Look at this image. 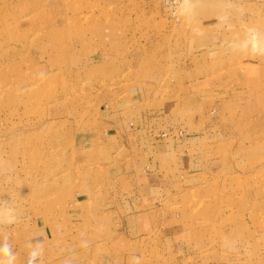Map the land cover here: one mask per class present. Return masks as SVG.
Returning <instances> with one entry per match:
<instances>
[{"label":"rangeland","instance_id":"obj_1","mask_svg":"<svg viewBox=\"0 0 264 264\" xmlns=\"http://www.w3.org/2000/svg\"><path fill=\"white\" fill-rule=\"evenodd\" d=\"M209 1L0 0V264H29L32 259L19 231L32 227L33 211L38 215L53 205L48 203L49 176H60L72 134L90 126L114 99L142 87L148 76L169 75V64L176 63L175 43L184 40L176 29L185 17L216 15L213 7L201 6ZM240 1L238 8L228 6L223 36L227 42L238 39L233 45L241 52L239 60L228 59L227 67L204 74H195L188 60L179 69L183 80L175 79L176 104L190 93L208 108L210 102L201 101L214 96L208 85L215 95L221 88L231 97L237 91L247 96L243 85L235 92L230 88L241 87V68L252 60L253 48L242 39L250 36L248 29L264 31V0ZM236 9L243 19L236 20ZM242 26H247V36L238 35ZM250 37L255 45L264 44V35ZM255 75L256 98L229 100L221 114L214 112L207 120L214 119L219 167L196 187L160 201L164 208L174 206L175 220L188 225L178 230L188 235L185 246L195 260L176 264H264V63ZM185 105L179 107L192 110ZM202 110L196 115L203 118L199 123L205 122ZM175 126L189 129L188 119L175 113ZM22 213L28 221L21 220ZM158 252H145L143 264H159ZM36 263L61 264L53 259Z\"/></svg>","mask_w":264,"mask_h":264},{"label":"crops","instance_id":"obj_2","mask_svg":"<svg viewBox=\"0 0 264 264\" xmlns=\"http://www.w3.org/2000/svg\"><path fill=\"white\" fill-rule=\"evenodd\" d=\"M242 3L240 0H210L201 6L213 7L216 15L183 18L182 28L176 30L183 34L184 40L175 43L176 63L169 64L170 74L165 73L161 79L148 76L142 87L114 99L101 109L90 126L87 124L72 134L69 159L58 172L60 176L54 179L49 176L48 203L53 205L47 210L39 209L38 215L32 210V227L19 231L30 250L28 259L33 258L35 264L41 259H53L61 264L91 261L143 264L145 252L152 255L160 249L159 264L195 260L185 246L190 241L188 235L178 230L181 225L188 228L186 221L182 220L181 224L175 220L174 206L164 208L160 201L166 195L196 187L221 164V156L214 148L216 129L211 124L214 119L207 120L214 112L221 114L220 110L229 100L250 101L257 97L259 81L255 74L264 63V44L255 45L250 36L260 37L264 31L255 29V33H249L248 29L250 36H247V26H242L237 32L247 36L242 42L249 44L254 53L251 52L252 60L244 64L239 73L245 78L239 84L241 87L230 89L235 92L243 89V85L247 96L237 91L231 97L228 91L222 94L221 88L217 90L219 95H215L213 86L208 85L214 96L201 100L210 102L208 108L197 102L200 97L190 93L187 101L180 100L178 105L175 79L183 80L179 69L185 68L188 60L195 74L227 67L228 59L234 60V57L239 60L241 52L233 45L239 43L238 39L227 42L223 36L228 32V6L235 4L238 8ZM235 13L236 20L243 19L237 9ZM219 40H224V45L216 43ZM229 51L235 54L229 55ZM173 64L177 66L176 72L172 70ZM170 87L173 90L168 91ZM186 102L192 110L180 108L186 106ZM201 110L205 122L199 123L203 118L198 120L196 115L201 116ZM175 113L188 119L189 129L178 130ZM220 131L223 136L222 127ZM52 192L57 193L56 197ZM22 214L21 220L28 221ZM21 223L19 221V225ZM150 255L148 259L154 258Z\"/></svg>","mask_w":264,"mask_h":264},{"label":"bare ground","instance_id":"obj_3","mask_svg":"<svg viewBox=\"0 0 264 264\" xmlns=\"http://www.w3.org/2000/svg\"><path fill=\"white\" fill-rule=\"evenodd\" d=\"M195 2H204V1H207V0H194Z\"/></svg>","mask_w":264,"mask_h":264},{"label":"clouds","instance_id":"obj_4","mask_svg":"<svg viewBox=\"0 0 264 264\" xmlns=\"http://www.w3.org/2000/svg\"><path fill=\"white\" fill-rule=\"evenodd\" d=\"M32 260H33V258H32V259H30V261H29V264H32ZM9 264H10V262H9Z\"/></svg>","mask_w":264,"mask_h":264}]
</instances>
